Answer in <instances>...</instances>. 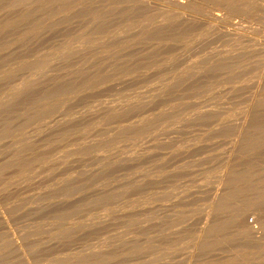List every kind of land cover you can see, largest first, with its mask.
<instances>
[{"label":"rangeland","instance_id":"obj_1","mask_svg":"<svg viewBox=\"0 0 264 264\" xmlns=\"http://www.w3.org/2000/svg\"><path fill=\"white\" fill-rule=\"evenodd\" d=\"M0 264H264V0H0Z\"/></svg>","mask_w":264,"mask_h":264}]
</instances>
